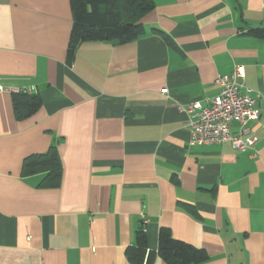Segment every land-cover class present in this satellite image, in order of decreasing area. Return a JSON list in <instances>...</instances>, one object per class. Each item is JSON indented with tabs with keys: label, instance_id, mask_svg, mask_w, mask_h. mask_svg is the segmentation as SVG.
Wrapping results in <instances>:
<instances>
[{
	"label": "crops",
	"instance_id": "0c3cea01",
	"mask_svg": "<svg viewBox=\"0 0 264 264\" xmlns=\"http://www.w3.org/2000/svg\"><path fill=\"white\" fill-rule=\"evenodd\" d=\"M152 1L140 38L69 62L70 0H0V264H133L144 226L153 264L162 228L202 264H264V0ZM237 66L255 145L191 144L189 106ZM19 92L41 98L31 117H15ZM53 146L57 187L24 167Z\"/></svg>",
	"mask_w": 264,
	"mask_h": 264
},
{
	"label": "trees",
	"instance_id": "16d2710c",
	"mask_svg": "<svg viewBox=\"0 0 264 264\" xmlns=\"http://www.w3.org/2000/svg\"><path fill=\"white\" fill-rule=\"evenodd\" d=\"M73 27L68 45V60L75 58L78 46L86 42H117L125 44L137 40L145 33L141 20L155 8L152 0H70ZM252 33L264 39V29ZM42 105L36 94L15 93L13 107L17 119L31 117ZM25 170L29 173L46 172L42 184L57 187L62 168L57 147L45 154L32 155L25 159ZM158 255L166 264H202L209 260L203 249H198L181 240H176L170 229L159 233ZM155 254L148 250L146 231L139 228L135 245L129 251L133 264H153Z\"/></svg>",
	"mask_w": 264,
	"mask_h": 264
},
{
	"label": "built area",
	"instance_id": "2783aa9c",
	"mask_svg": "<svg viewBox=\"0 0 264 264\" xmlns=\"http://www.w3.org/2000/svg\"><path fill=\"white\" fill-rule=\"evenodd\" d=\"M245 70L237 66L230 75L221 76L216 83L221 87L219 94L208 100L209 105L194 102L187 112L190 115L191 144L210 145L230 142L238 152H247L256 143L251 135L249 122L260 118L256 108L258 98L243 93ZM4 90L3 87H0ZM237 123L239 132L234 135L232 124ZM146 231L145 226L142 228Z\"/></svg>",
	"mask_w": 264,
	"mask_h": 264
}]
</instances>
